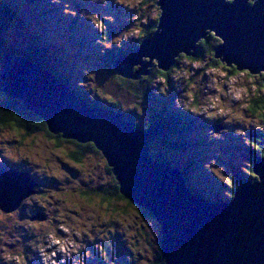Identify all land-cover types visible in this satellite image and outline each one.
Here are the masks:
<instances>
[{"label": "rangeland", "instance_id": "374dc122", "mask_svg": "<svg viewBox=\"0 0 264 264\" xmlns=\"http://www.w3.org/2000/svg\"><path fill=\"white\" fill-rule=\"evenodd\" d=\"M2 1L10 6L15 17L6 22L0 17V42L21 50L31 35H37L39 44L49 47V64L64 74L67 81L63 82L70 89L84 91L92 101H102L105 106L106 102H119L120 113L130 114L132 124L141 129L149 128L155 119H150L152 112L160 105L190 118L189 137L184 145L164 152L170 157L169 165L179 168L193 160L195 176H202L206 186L212 182V190L219 192L225 191L221 184L230 180L229 172L243 175L242 179H256L249 168L254 142L247 136L249 132L264 131V121L249 111L248 103L264 91L258 85L261 73L234 67L235 73L227 74L230 65L221 58L212 56L218 61L214 67L209 55L193 59L198 51L189 56L180 52L175 66L173 63L161 70L168 71L167 78L155 74L154 59L146 66L147 72L136 78L113 72L110 63L108 69L104 56L119 50L123 52L118 55L123 54L141 38L144 28L154 22L159 13L156 0H139L132 6L116 5L109 0L108 7L103 6L102 0H61L59 4L46 0L48 18L57 22L54 27L36 21L40 18V11L37 17L33 15L38 1ZM66 2L68 14L63 11ZM75 10V17L69 15ZM81 10L94 13L87 19L79 15ZM113 20L115 23H111ZM215 37L219 43L220 38ZM3 62L4 59L0 60ZM132 68L134 72L139 64ZM143 88L146 96L139 94ZM159 89L163 94H157ZM178 96L189 111L176 107ZM205 108L207 113L203 111ZM193 110L198 115L190 112ZM202 115H208V119ZM211 127H218L213 131L224 139L210 140ZM235 128L242 136L233 134ZM173 136L170 138L174 142L182 139L180 135ZM64 140L44 129L25 134L22 129L0 127V166L26 171L28 183L32 184V192L21 197L14 209H0V264H150L160 259L156 219L138 213L135 204L127 200L101 201L98 194H89L110 187L116 182L114 175L107 172L106 160L96 148L86 151L81 161L71 160L68 155L76 149L75 143ZM245 161L248 162L244 172L241 165ZM20 182L24 186V177ZM1 183L0 194L6 193ZM214 191L210 195L216 196ZM16 192L21 195L26 190ZM53 238L59 239L64 247L53 243ZM6 255L21 259L6 260Z\"/></svg>", "mask_w": 264, "mask_h": 264}, {"label": "water", "instance_id": "95a60500", "mask_svg": "<svg viewBox=\"0 0 264 264\" xmlns=\"http://www.w3.org/2000/svg\"><path fill=\"white\" fill-rule=\"evenodd\" d=\"M155 4L159 13L154 30L134 50L110 61L113 72L136 78L147 72L152 59L166 70L181 51L195 55L196 42L212 32L221 39L213 48L214 58L236 69L264 73V0L253 5L248 0ZM3 59L2 91L39 116L50 133L90 141L104 156L121 195L156 219L162 264H264V144L262 156L250 166L256 179L241 178L231 198L209 201L186 188L179 168L147 152L150 141L164 131L160 118L148 129L137 128L122 113L90 104L26 56L4 54ZM136 64L139 68L133 72ZM0 175L7 190L0 194V209L12 210L32 192V184L26 171L0 169ZM21 188L26 192L20 195L16 190L20 193Z\"/></svg>", "mask_w": 264, "mask_h": 264}, {"label": "trees", "instance_id": "16d2710c", "mask_svg": "<svg viewBox=\"0 0 264 264\" xmlns=\"http://www.w3.org/2000/svg\"><path fill=\"white\" fill-rule=\"evenodd\" d=\"M31 1L32 3H34V1H38L37 6L34 8L35 13L33 14L35 17H37L38 12L40 11V18H37L36 21L41 22V23H48L49 25H52L53 27L56 26V23L54 24L51 23L50 19L48 18V16H50L49 10L44 5L46 0H31ZM0 17L3 18L5 22L7 20H13L15 17V13L11 10L10 6L2 0H0ZM156 19L154 20L153 23H151L149 26L144 28L141 38H139V40L134 45H131L129 48H126L124 52L133 50L135 47L139 45L142 39L148 37L152 33V31L155 28ZM217 43H218L217 38L213 34H210L207 38L200 39L197 42L198 54L193 59L203 58L204 56L209 55L210 62H212L211 65L212 67H214L216 64H218V61L212 58L213 56L212 53H213V48ZM48 50H49V47L47 45L44 46V45L39 44L38 36L33 34L29 37L28 42L25 43V47L21 50H16L10 46L7 47L4 45L3 41L0 42V60L3 61L4 54L24 55L29 60L39 64L43 68L50 70V72H53L61 81H67V80H64L65 78H64L63 73H61L60 71L57 72V70L51 64H49ZM120 52H123V51L119 50V52L117 51L116 53H113V54L108 53L104 56V63L108 69H111L110 64H109L110 60L114 58L116 55H118ZM174 63H175L174 64L175 66L177 64V61ZM226 70H227V74L235 73V68L233 66H230L229 68L227 67ZM154 72L155 74L157 73L160 77L167 78L168 76L167 75L168 71L163 72L161 71V69L157 67L154 69ZM260 76L262 77H261V80L258 81V85L263 90L264 89V84L262 82L263 73H261ZM122 80L126 81L125 79H122ZM1 82L2 81L0 80V96H1L0 98V127L8 126L16 130L22 129L25 134H30V133L43 130V129L47 131L44 121L39 116L25 109L17 98L12 97L2 91ZM127 82L131 83L133 81L129 80ZM129 83L125 84V86L128 87ZM129 89H131V87H129ZM73 91L81 95L89 103H93L94 105H98L101 107H103L104 105L102 101H92V99L87 94H85L84 91H80V90H73ZM144 91H145V88H143V91L139 93L140 96L142 95L146 96V93ZM106 103H107V106L104 105L106 108L108 107L110 109L120 112V108L118 105L119 102L117 103L116 101L114 103L112 102H106ZM248 109L252 114H256L257 116L260 117V119L264 121V91L261 92V94L257 98L249 99ZM121 112L122 114H124L125 117H127L131 121L130 114L126 113L125 111H121ZM157 117H160L162 119V122L164 125V133L162 136L156 137L149 144V148H150L149 153L154 160L165 162L166 164L169 165L170 157L166 156L164 152L165 150L170 151V149H177L176 147H182L184 145V143L186 142L185 139L189 137V134L187 131L189 130L188 125L190 124L191 120L190 118L189 120L186 119L182 112H175L171 110L168 106H163V105L162 106L160 105L154 112H152L150 119L157 118ZM173 135L181 136L182 139L179 141V143L171 140V138L174 137ZM48 136L50 137V135ZM57 136L61 137L59 136V134H57ZM247 137L249 139H252L254 142V144H252L253 147L251 149V157L249 159V162L251 165L253 160L258 158L259 156H262V153H263L262 148L264 144V131H262L261 133H256V132L250 133L249 132ZM55 140L57 143L59 142V140L57 139ZM64 141L66 142L74 141L73 143H75L76 149L74 151L69 152V155H68L69 158L73 161L74 160L81 161L86 151H89V150L95 151V147L92 145L91 142L80 143V142H77L71 139H66ZM192 161L193 160H189L188 161L189 163H186L182 167H179L180 170L182 171L184 178L186 179L187 176L189 178V180H186L187 187H189L188 189L191 192L196 193L200 197L206 200H209V201L229 199V197L226 196L225 193L228 191V194L231 197L232 192L239 185V180L244 177L243 175H233L232 174V177H230V180H228L226 183L222 182L221 184L222 188L223 187L225 188V191L219 192L217 191V189L216 191H214L215 189L212 190L213 189L212 182L210 185L208 184L206 186V182L203 181L204 178L202 176H199L198 178L197 176H195L196 175L195 170L191 166ZM106 170L107 172L111 173L110 168L107 166V164H106ZM250 177H253V176L250 175ZM251 180H253V178ZM215 188H217L216 185H215ZM210 191H214L216 193L215 194L216 196L210 195L209 193ZM89 194H98L100 196L101 201L111 202L113 200L114 201H118V200L126 201L127 200L129 204L132 203L131 201L126 199L123 195H121V193L118 190V186L116 182H114L110 187H106L104 189H100L97 191L93 190V192H90ZM89 194H86V195L89 196ZM135 207L138 213L144 216H151V214L144 208L137 206V205H135ZM158 238H160V233L158 234ZM161 262L162 261L160 258L158 260L153 261V263H150V264H162Z\"/></svg>", "mask_w": 264, "mask_h": 264}, {"label": "clouds", "instance_id": "9594fccd", "mask_svg": "<svg viewBox=\"0 0 264 264\" xmlns=\"http://www.w3.org/2000/svg\"><path fill=\"white\" fill-rule=\"evenodd\" d=\"M51 2H52L53 4H59V3H61V0H51ZM69 2H70V0H69ZM69 2H66V3L64 4L63 11H64L65 14H68V13L66 12V8L69 6ZM138 2H139V0H113V3L116 4V5H120V3H126V4H128L129 6H132L134 3H138ZM226 2L229 3V4H231V3H233V0H226ZM102 3H103V6H104V7H108V6H109V0H102ZM248 3H249L250 5H253V4H255V0H254V2H253V0H248ZM161 11H163L162 8H161ZM75 12H77V11L75 10L72 14H69V15L75 17V16H76ZM91 13H94V12H91ZM91 13H89V12L86 11V10H81L80 13H79V15L82 16V17L87 18L88 15L91 14ZM105 15L115 17L114 15H111V14H105ZM87 19H88V18H87ZM111 23H115V20L111 21ZM209 30H210V29H207L206 31L208 32ZM125 40L127 41V37H125ZM97 43L100 44L99 39L97 40ZM120 46H121L120 44H117V47H120ZM101 51L103 52L104 49H101ZM181 52H183V51H181ZM85 69H87V68H85ZM154 88H155V87H154ZM157 94H163V90H162V89H159L158 92H157ZM164 95H167V94H164ZM175 105H176V107L181 108L182 110L189 111V110H188V106H187V104H184V105L182 106V97H181V96H178V97L175 98ZM212 107H215V105H212ZM203 111H204L205 113H207L208 110H207V108H205V109H203ZM220 111L222 112L223 109H221ZM190 112H191L192 114L198 115L194 110H193V111H190ZM202 116L205 117L206 119H208V115H202ZM146 124H147V123H145V125H146ZM145 125H144V126H145ZM216 133H217V131H213L212 129H209V130H208V136H209V139H210V140H211V139H220V140H223V139H224V136H223V135H217ZM233 134H234V135H241V134H239V133L236 131V128L234 129V133H233ZM241 136H242V135H241ZM212 160H215V159H212ZM212 160H211V161H212ZM215 161H216V160H215ZM247 162H248V161H245L244 164L241 165L243 171H244V169H245V165L247 164ZM207 164H208V163L205 164V168H207ZM222 167L224 168L223 165H222ZM207 169H208V168H207ZM224 170H225V168H224ZM244 172H245V171H244ZM228 174H231V175H232L231 172H229ZM259 180H260V179H259ZM259 180H257V181H259ZM220 181H221V180H220ZM225 195L228 196L229 198H231V197L229 196V194H228V191L225 193ZM53 243L58 244V245H61V248L64 247V245L61 243V241H60L59 239L53 238ZM52 255H55V252H53ZM4 258H5L6 260H17V261H19V260L21 259L19 256H12V255H6ZM53 264H55V262H53Z\"/></svg>", "mask_w": 264, "mask_h": 264}, {"label": "bare ground", "instance_id": "6f19581e", "mask_svg": "<svg viewBox=\"0 0 264 264\" xmlns=\"http://www.w3.org/2000/svg\"><path fill=\"white\" fill-rule=\"evenodd\" d=\"M133 69L134 68H132V71H133ZM66 84V83H65ZM72 90V89H71ZM73 91V90H72ZM58 134V133H57ZM69 139H71V140H74V139H72V138H69ZM85 142H90V141H85ZM178 168V167H177ZM180 169V168H179ZM252 172V171H251ZM255 176V175H254ZM185 180V186H186V188H189V187H187V183H186V179H184ZM254 180V179H253ZM239 182H240V180H239Z\"/></svg>", "mask_w": 264, "mask_h": 264}, {"label": "flooded vegetation", "instance_id": "af4514ba", "mask_svg": "<svg viewBox=\"0 0 264 264\" xmlns=\"http://www.w3.org/2000/svg\"><path fill=\"white\" fill-rule=\"evenodd\" d=\"M207 126H208V124H207Z\"/></svg>", "mask_w": 264, "mask_h": 264}]
</instances>
